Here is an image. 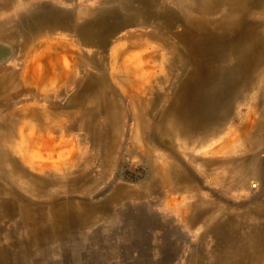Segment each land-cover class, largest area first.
<instances>
[{
	"label": "rangeland",
	"instance_id": "374dc122",
	"mask_svg": "<svg viewBox=\"0 0 264 264\" xmlns=\"http://www.w3.org/2000/svg\"><path fill=\"white\" fill-rule=\"evenodd\" d=\"M40 1H49L64 14V33H49L53 23L38 16L40 5L34 7ZM187 2L0 0V23L14 22L15 31L21 28L28 35L26 41L0 39V99L25 90L22 70L33 54L45 53L57 42L76 52H65L60 59L69 69L65 83L44 86L38 97L16 102L12 97L9 106L0 103V135L7 138L5 146L0 142L7 159L0 162V203L7 202L0 210V264H224L228 245L248 244L264 227V220L246 216L247 208L264 204V126L256 137L255 165L224 177L223 165L201 163L220 157L211 153L219 137L188 143L180 136L170 147L158 141L156 127L182 69L169 62L173 48L164 47L163 40L170 39L164 23L174 26L179 20L184 25L185 16L195 17L185 11ZM254 10L251 18L264 21L263 5ZM24 13L25 20L17 18ZM79 24L90 31L96 28L87 44L70 30ZM28 48L32 53L27 54ZM115 51L123 64L119 61L114 68ZM51 54L49 50L42 56ZM148 54L153 56L147 59ZM223 65L232 67V58ZM129 69L131 78L146 81L142 103L136 86L121 80ZM87 84L103 101L94 100L91 91L73 102ZM252 101L232 95L230 115ZM28 106L44 109L43 134L29 117L10 115ZM9 140L22 151L12 153ZM165 160L173 162L175 171H186L189 181L164 183L157 171ZM15 164L28 180L16 176ZM29 178L42 183V193ZM67 210L71 214L64 218ZM255 258L253 264H264V256Z\"/></svg>",
	"mask_w": 264,
	"mask_h": 264
},
{
	"label": "bare ground",
	"instance_id": "6f19581e",
	"mask_svg": "<svg viewBox=\"0 0 264 264\" xmlns=\"http://www.w3.org/2000/svg\"><path fill=\"white\" fill-rule=\"evenodd\" d=\"M181 1L184 2V0ZM185 1H188L185 4V11L188 13L193 11L196 16H185L186 23L184 25L179 20L175 21L174 26L165 22V33L168 29L167 33L170 35V39L163 40L168 44H165L166 46L160 42V45H164L166 49L167 47L173 48L169 62L181 66L182 69L180 68L181 75L173 88L172 96L160 115V122L156 127L157 135L160 137L158 141L160 145L170 147L180 136L190 143L194 140L206 142L215 135L219 137V144L211 153L219 154L220 157L200 158L202 165L205 167L223 165L224 170L221 177H224L225 173L235 172L239 167L242 174L246 167L255 165L257 158L253 150L257 142L256 137L261 136L264 126V21L252 19L254 18L252 15H255L254 8L262 5L264 7V0ZM257 11L263 14L262 9ZM216 14L218 17L214 18L213 16ZM18 19L24 20L23 17ZM93 25L94 22L90 24V26ZM66 28L64 27L63 30L66 31ZM70 30L77 35L76 38L79 42L85 41L83 44H87L91 41L88 34L95 31L96 28L93 27L90 31V28L79 24L76 27H71ZM22 31L25 30L18 29V33ZM158 32L162 33L160 29ZM102 33H104V29ZM176 45H179V48ZM59 49L65 50L72 56L76 53L68 46ZM92 55L96 58L97 54L92 53ZM118 55V51H115L112 56L114 68L120 64ZM152 56L148 54L147 59ZM49 58L45 68L51 70V82L57 83L62 77L60 75L62 67L64 68V78L67 77L69 69L64 62H59L60 57L57 58L52 54ZM95 58L91 60L94 63ZM230 58L233 60V65L229 68L223 64L230 61ZM120 62L123 64L122 61ZM127 72V75L121 76V80L125 82L126 86L129 84L136 86L138 102L142 103L140 99L143 100L147 96L145 89L142 88L146 81L142 77H139V80L131 78L132 70L130 69ZM91 91L95 93L92 97L94 100H102L100 92L97 93L96 88L87 84L75 93L72 98L73 102L83 99L84 95ZM151 94L154 95L153 91L150 92V96ZM232 95L236 100L244 96L253 97L252 105L247 106L243 111L240 104L232 117L230 115L232 105L228 102ZM152 101L154 102L155 98ZM0 103L9 106V101L7 103L6 98L0 99ZM27 110L24 108L18 112L25 114ZM33 115H36L35 123L42 122V116ZM2 126H6V123H3ZM38 127L42 128L39 125ZM0 140L2 142L3 138L0 137ZM30 141L32 140L28 139V142ZM9 144L14 145L13 142H9ZM178 147L179 145H177ZM239 152L245 153V156L238 158L236 155ZM19 154L23 159L22 153ZM10 159L9 161L13 160ZM6 161L4 150H0V162ZM14 169L18 177H25L28 180L29 175L22 167L15 164ZM157 174L164 183L167 180L172 183L181 180L189 181L188 173L183 170L175 171L171 160H165ZM237 178L233 180L236 182ZM29 179L30 185H38L37 190L42 193V183ZM31 187L34 190V187ZM3 202L0 203V210L7 208V202L4 200ZM70 214L71 212L64 211V218ZM61 215L63 216V210ZM246 216L261 222L264 220V204L247 208ZM56 218L61 220L59 215ZM195 219L188 221L194 222ZM262 224L264 225V222ZM260 255L264 256V227L259 228L258 233L250 237L248 244L233 243L228 245V253L224 255L226 257L224 264H253L256 262L255 257Z\"/></svg>",
	"mask_w": 264,
	"mask_h": 264
},
{
	"label": "crops",
	"instance_id": "0c3cea01",
	"mask_svg": "<svg viewBox=\"0 0 264 264\" xmlns=\"http://www.w3.org/2000/svg\"><path fill=\"white\" fill-rule=\"evenodd\" d=\"M38 5H40V7H41V13L38 16L42 17V19H46L48 21V23L52 22L54 24V25L52 24V26H54V27L48 30L49 33L51 35L54 34V32L56 33V35H58L59 32L64 33V30H63V28L65 27L64 14H62V15L59 14L60 13V9L58 10L57 7L52 5L49 1H40L39 4L36 3L34 5V7L39 8ZM49 10H51V12ZM21 16H23L24 17L23 19L25 20L26 16H28V15L26 13H24V15H21ZM17 18H19V17H17ZM13 23L12 22H10L9 24L7 22L6 23H2V22L0 23V39L7 40L9 42H19V41H23L25 39L27 40L28 35H26L25 31H22V32L18 33V30L15 31V26H14ZM10 24H13V25H11V27H12L14 32L10 31V29L8 28V26ZM15 25H18V22ZM7 28H8V30H7ZM74 35L77 37L76 34H74ZM30 39H33V38H30ZM35 39H37V38H35ZM49 46H51V45H49ZM21 47L25 48L26 46H21ZM60 47L61 48H65V45L62 44L61 42H57L51 48H49V50L51 51V53L53 55L57 56V58L60 57L61 60H63L62 57L65 55V53H64L65 50L59 49ZM33 48H28L29 51H27V54H29V52L32 53ZM49 50L47 52H45V53H40V54L35 53V54H33L32 55L33 59H31V61L29 60V61H27L25 63V67L22 70L23 71V77H22V80H21L22 84L24 85L25 90L24 91L20 90L22 92L17 94V95H16V91H15L13 96L9 95L7 97L8 101L12 97H14V101L13 102H16L17 99H21L22 97H26V98L29 97V96L31 98L38 97L37 93L41 92V91H44V90H42V88H44V86H46V85L52 86L54 84L53 81L51 82V78H52V73L50 72L51 70L49 68H45L46 67L45 66L46 63H47V61L50 60V58H48V57L44 58L42 56V55L46 56L48 54ZM61 53H62V55H59ZM61 60L59 59V62ZM36 63L39 64V65H36ZM63 69L64 68L62 67V69H61L62 72L60 71V75L62 77H61V79L58 82H64L65 83L66 79L64 78ZM34 88H36L37 91L35 93H32V90ZM4 98H6V97H4ZM7 98H6V100H7ZM27 109L31 110V111L28 112V110H27V112L25 114L10 113V115H13V116H27V117H29L31 119V121H35V119H36L35 118L36 115L34 116L33 114H37V115L42 116V118H43L42 122H38V123H36V125H37V130L40 131L43 134V131H44V119H45V116H46V114H44V109L43 108H36L34 106H28ZM38 125L42 126V128L40 127V129H39ZM41 136L42 135L40 134L39 137H41ZM0 137L3 138V141L1 142V144L3 146H5V143H6L5 141L7 140L6 135L3 134V135H0ZM9 142L11 143L13 141L10 140ZM11 146L17 148L16 145L11 144ZM27 146H30V145H27ZM15 148L12 149L13 150V151H11L12 153H14V152L17 153L16 150H19V149L22 151L21 148H18V149H15ZM24 150H28V149L25 148ZM14 157H15V155H14ZM15 159H16V157H15ZM16 161H17V159H16ZM16 176H17V174H16Z\"/></svg>",
	"mask_w": 264,
	"mask_h": 264
}]
</instances>
